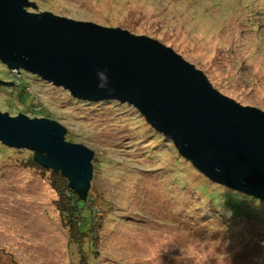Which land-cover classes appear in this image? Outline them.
Instances as JSON below:
<instances>
[{"label":"rangeland","instance_id":"374dc122","mask_svg":"<svg viewBox=\"0 0 264 264\" xmlns=\"http://www.w3.org/2000/svg\"><path fill=\"white\" fill-rule=\"evenodd\" d=\"M30 1H34L37 8L31 9L30 6L27 9L36 13L47 11L109 27L121 26L133 34L157 39L201 70L223 94L243 105L264 110V0ZM13 73L27 82L26 90L37 99L35 109H46L50 116L45 117L67 129L66 139L72 133V139L92 149L94 157L97 155L100 161H105V155L116 161L131 160L138 172L148 168L150 176H154L158 167L174 155L171 146L166 156L154 155L151 160H142L140 156L143 159L144 156L138 151L139 156L128 153L144 142L153 145L148 141L152 137H148L149 132L143 128L144 124H138L133 119L135 108L114 103L117 100L96 101L94 105L77 102V98L63 87H56L26 71H20V74L16 70L12 72L0 61V79L12 81L15 79ZM0 99L5 101L0 103V111L8 112L4 108L12 105V98L0 89ZM24 102L25 105H13L12 111L22 109L23 113L34 118L32 111L24 112L31 101L27 99ZM8 113L11 116L19 114ZM114 135L123 136L122 147H115L117 141L112 138ZM102 150H106L105 155ZM21 152L25 156L23 153L28 155L32 151L21 149ZM175 158L180 161L184 171L191 170L190 165L186 168L187 162L180 156L175 155ZM18 159H21V154L0 152V264H72L74 251L67 242V234L54 206L56 194L39 172L24 169ZM138 159L141 163H147L141 166L143 169L137 167ZM191 174L199 181L198 191L203 195V200L210 193L220 192L215 188L217 184L207 177L193 171ZM147 175L145 173L133 180L136 184L132 187L140 188V192L141 189L150 191L144 202L139 204L140 213H130V216L146 219L147 214L159 211V201L167 199L169 193L170 200H166L168 205L177 208L180 199L186 200L188 205L194 203V190L188 184L181 188L180 183L174 182L168 192L164 185L171 176L161 174L154 178ZM123 178L130 180L133 177ZM116 180L115 176L103 174L97 175L93 182L105 198L118 208L122 203L121 194L117 193L121 192L112 190ZM197 183L193 181L192 184ZM199 213L200 210L196 216H200ZM148 217L152 221L160 219ZM178 218L187 225L186 228L180 229L176 223L174 226L153 225L146 229L135 225L132 218L134 223L126 222L123 225L114 219L105 232L108 238L106 247L102 248L109 257V264H177L175 258L180 255L179 248L189 240L205 238L214 233L213 239L226 241L219 225V231L213 226L195 231L192 227L198 224L190 225L191 217L186 212L178 213ZM201 219L200 223L204 217ZM213 222L218 223L216 220ZM229 240L226 251L230 254L231 264H264V251L255 252L257 249H248L234 238Z\"/></svg>","mask_w":264,"mask_h":264},{"label":"water","instance_id":"95a60500","mask_svg":"<svg viewBox=\"0 0 264 264\" xmlns=\"http://www.w3.org/2000/svg\"><path fill=\"white\" fill-rule=\"evenodd\" d=\"M31 4L0 0V61L11 71L36 75L81 100L133 105L208 179L264 201V110L223 94L157 39L36 13L27 9ZM100 73L108 78L105 88L98 86ZM66 132L47 117L0 111V142L35 152L85 196L94 151L68 141Z\"/></svg>","mask_w":264,"mask_h":264},{"label":"trees","instance_id":"16d2710c","mask_svg":"<svg viewBox=\"0 0 264 264\" xmlns=\"http://www.w3.org/2000/svg\"><path fill=\"white\" fill-rule=\"evenodd\" d=\"M31 3V9L36 8V3L34 1H31ZM115 28H121V26ZM13 74L16 80L14 79L11 82H5L3 79H0V89L6 91L12 98L10 99L12 105L6 106L4 109L8 112H12L13 114H21L23 113L22 109L14 112L12 111V107L13 105L17 106V103L25 105L24 100L26 101L28 99L31 103L26 105L24 112H28V110H30L34 113L32 116L38 118H42L47 115L50 116V113L46 109H38L37 107L35 109L34 102L37 101V99H35L33 93L26 90L27 82H24V78L22 76L16 75V73ZM79 100L81 99L77 98V102L83 104H97L90 100ZM3 102L5 103L4 100L0 99V103L3 104ZM114 103L122 104L128 108H135L129 103L120 101H115ZM133 110V112L136 111L133 119L138 121V124H144L143 128H146L149 132L148 137H152V139L148 141H151V144L153 145L150 146L148 142H144L141 145L138 144L134 150H129L128 153L134 156H139V153H142L144 156V159L140 156L142 160H151L154 155L158 157L166 156V151L169 149V146H171L174 150V155H172L167 163H162L158 167L154 176H150L148 168L138 172V169H135L132 165L133 161H116L115 159H110V157L107 158V155L104 154L106 150H102L106 159L102 162L97 158V155H95L93 160L94 176L90 181V189L85 196H81L77 193V191L71 188L69 179L63 175L61 171L41 165L35 158V152L32 151L28 155L23 153L25 155L23 156L21 148L13 149L0 143V152H4V154L9 155L21 154V159H18L19 165L24 169L28 170L29 168L30 171L34 170L33 172H39V174L46 181H48L47 183L53 193L56 194V198L53 200L54 206L67 234V242L74 251L75 260L72 264H109V257L103 252L105 249L102 251V248L106 247L105 244L108 238L105 232L110 225L109 223L114 219H116V222L120 225H123L126 222H135V225H139V227H144L146 229H150V226L153 225L169 227L178 223L179 228L182 229L187 226L178 218V213L182 212H186V214L191 217L189 221L190 225L198 224L197 226L192 227L195 231L213 226L214 228H217V231L220 229L222 230V235L225 236L223 239L226 241H230V238H234L237 242L241 243L248 249H257L255 252L264 251V201L216 182H214L217 184L215 185V188L220 190V192L210 193L209 197H207L206 200H203V195H201L198 191L199 181L196 176L191 174V171L198 173L199 176L200 174L203 177L206 176L202 174L191 161L185 159L179 153L172 141L156 129H152V126L148 124L145 117L139 113L138 109L135 108ZM136 121L133 122L136 123ZM95 128H97V126H95ZM132 132L133 134L135 133L134 131H131V133ZM135 134L139 135V133ZM72 135L73 134L70 133L67 136V140L76 143L72 139L74 136ZM112 138L115 142L117 141V145L115 147H122V135H114ZM99 148H101L100 145ZM124 155H127V153H124ZM175 155L180 156L181 159L186 161V168L190 165L191 170H188V172L186 170L184 171L182 169V165L179 164L180 161H177L175 158ZM137 163L139 164V166H137L138 168H142L141 166L147 164L141 163V160L139 159L137 160ZM145 173H148L147 176L154 178L160 176L161 174L171 176L164 185L168 192L169 189H172V184H174V182L180 183L181 188L188 184L190 189L194 190V193H192L194 196V203L188 205L186 204L188 203L186 200L180 199L178 202L179 206L177 208L174 205H168L166 200H170L169 193V197L167 199L159 201V211L147 214L145 217L146 219L141 220L139 217L136 218L130 216V213H140L139 204L140 202L141 204L144 202L145 196L150 191L146 190L145 192L141 189L140 192V188L132 187L136 184V181L133 180H136L137 177H141ZM103 174H107L109 177H117L112 190L115 191V193L118 190L121 192L117 193L121 194L122 203V205L118 208L111 200H107L104 194L94 185L93 181L95 177ZM123 176L133 178L128 180L123 178ZM172 176L173 180H171ZM183 178L186 179L183 180ZM183 181L185 182L183 183ZM193 181L198 183L194 185L192 184ZM128 191L131 193H128ZM134 196L136 197L134 198ZM137 200H139V203H136ZM143 206L147 208L146 205ZM199 210L200 216H196ZM229 212L231 213L230 216L228 215ZM148 215L156 216L160 219L158 221H152ZM201 217H204L202 223H200ZM130 218L135 219V221L133 222ZM215 220L218 222L217 224L216 222H213ZM217 225H219L220 229Z\"/></svg>","mask_w":264,"mask_h":264},{"label":"clouds","instance_id":"9594fccd","mask_svg":"<svg viewBox=\"0 0 264 264\" xmlns=\"http://www.w3.org/2000/svg\"><path fill=\"white\" fill-rule=\"evenodd\" d=\"M100 88L107 86V76L100 73ZM221 171L219 168L217 172ZM230 216L231 213L229 212ZM213 234L205 238L189 240L182 248H179L180 255L176 257L177 264H231L230 254L226 251L227 241L221 238L213 239ZM219 249V251H218Z\"/></svg>","mask_w":264,"mask_h":264}]
</instances>
